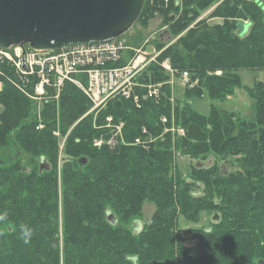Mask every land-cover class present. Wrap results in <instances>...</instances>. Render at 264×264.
<instances>
[{
	"label": "trees",
	"instance_id": "obj_1",
	"mask_svg": "<svg viewBox=\"0 0 264 264\" xmlns=\"http://www.w3.org/2000/svg\"><path fill=\"white\" fill-rule=\"evenodd\" d=\"M185 1V13L171 26L176 32L190 24L189 4L200 8L212 0H188L184 6ZM151 11L145 0L138 20L144 23ZM216 12L222 24L196 25L165 51L176 77L187 72L195 82L173 102L172 87L165 83L169 75L151 63L136 79L147 84L152 72L155 83L164 82L158 100L148 99L137 109L116 97L95 120L92 114L79 120L91 103L76 86L66 83L59 102L38 109L14 68L0 67L8 77L0 76V151L7 147L0 152V215H6L0 221V264H264V86L249 91L254 120L241 114L232 119V112L224 117L215 105L202 114L191 105L206 93L216 101L232 96L240 86L237 69L264 70V0H229ZM163 17L171 20L174 12ZM240 20L250 24L243 36L236 33ZM123 35L132 36L128 31ZM129 43L134 45V39ZM109 116L124 124L126 143L114 148L106 143ZM40 123L43 129H37ZM206 124L209 131L203 129ZM173 125L184 135L166 131ZM71 126L58 170L60 139L54 132L64 135ZM160 135L163 139L146 149L132 145L138 138ZM97 138L103 139L101 148L93 146ZM173 149H186L190 156L208 150L228 153L238 156V167L223 172L215 163L199 165L186 179L175 168ZM146 202L154 205L153 213L136 231L133 222L142 217ZM207 210L218 213L207 229L177 227L180 216L196 222L199 212ZM107 214L116 222H109ZM22 228L32 231L27 244ZM189 233H195L194 240L186 243Z\"/></svg>",
	"mask_w": 264,
	"mask_h": 264
},
{
	"label": "built area",
	"instance_id": "obj_2",
	"mask_svg": "<svg viewBox=\"0 0 264 264\" xmlns=\"http://www.w3.org/2000/svg\"><path fill=\"white\" fill-rule=\"evenodd\" d=\"M7 56L12 59L9 63L20 77L22 81L20 85L26 92L29 91L26 89L30 79H36L33 88L34 93L31 92L27 96L33 100L38 109L44 105L43 100L47 99L45 87H57L59 91L68 82L75 84L88 98L91 108L87 113H92L94 117L110 100L116 97L130 100L135 108L140 109L144 101L148 99L158 100L161 95V86L166 83L172 87L177 80L176 78H178V82L182 81L183 88H192L195 85L190 81L187 72H182L179 77H176V72L169 66L168 72L163 70L169 75L167 82L155 83L152 72L147 74V84L138 82L136 78L149 64L155 63L157 55L154 51H142L129 43L128 36L124 35L104 42L70 44L56 50H41L35 49L29 44H17L7 48ZM122 60L125 63L116 66ZM162 66L167 67L166 64ZM78 75L85 79L84 84L77 80L76 76ZM141 89L145 90L142 96L139 95ZM60 93L61 91L52 95V100L57 102ZM171 101L173 102L172 98ZM111 120L112 117L110 116L106 118L108 127ZM161 122L166 123L167 118L161 117ZM122 125L123 123H120L119 126L115 124L114 134L109 133L110 138L106 142L109 147L114 148L120 143L125 144ZM41 127L42 124L40 123L37 129ZM166 131L184 135L182 129H177L174 132L171 127ZM142 132L146 133V130L143 129ZM54 134L56 135L57 132ZM117 138H122L123 141L120 142ZM140 140L139 138L136 139V143L134 142L132 145L140 143ZM102 144V141H97L94 146L100 147ZM145 145H147L146 142Z\"/></svg>",
	"mask_w": 264,
	"mask_h": 264
},
{
	"label": "rangeland",
	"instance_id": "obj_3",
	"mask_svg": "<svg viewBox=\"0 0 264 264\" xmlns=\"http://www.w3.org/2000/svg\"><path fill=\"white\" fill-rule=\"evenodd\" d=\"M183 1L185 0H147V5L149 4V6L152 9L151 11L152 14L150 18H147L144 23H141V21H139L137 18V20L133 23V25L130 27L128 31L132 35L129 38L134 39V45L136 47L140 48L142 51H147V52L154 51L155 52V54L157 55L156 61H155L156 65L160 67V69L165 70L166 72H168V66L170 68L172 67H171L169 58L163 57L164 54L166 53L165 51L170 46L172 45L175 46L178 43V39L185 34V31L192 27H195L196 25L198 27L207 26L211 28L215 26L216 24H222L224 22V19L221 17H214V15L217 14L216 12L217 8L221 3L229 4V0H225V1L224 0H212L210 3H208V5H206L205 7H200V8L195 6L194 4H189L188 7L193 8V11L191 13L192 15L190 17V24L183 30L176 32L177 30L175 31L173 27L171 26L176 22V20L179 19L180 17L179 15L183 14L184 12L183 11ZM187 1L188 0L185 1L184 6H186ZM230 2L231 4H234L232 1ZM173 4H176V7L178 9H174L175 6L173 7ZM238 11H241V8H239ZM173 12H174L175 17L171 18V20L168 17L167 20H165L166 21L165 22L163 15L167 13H173ZM177 22L178 24L181 23V21L180 22L177 21ZM245 22H248V21L245 20ZM0 59H1L0 67H3V66H6L8 68L11 67L10 66L11 63L9 62L12 59L8 56L6 57L1 51H0ZM165 64L167 65V67L164 68L162 65H165ZM235 74L239 78L240 86L239 88L234 89L232 96L227 97L226 100L224 101L223 100L216 101V100L209 99L206 93L204 99L193 100L191 103L192 107L198 110L202 114H207L209 112L210 105H215L216 108L220 109L219 112L224 117L230 118L229 113L227 112H232L233 113L231 115L232 119L234 118L236 119V117L241 114V117L247 120L248 119L254 120L255 119L254 118L255 117V111H254L255 101L250 97L249 91H251V89H257L258 91L260 90L261 87L264 86V70L258 69V68H252V67L240 68V69L235 70ZM216 75H220V72H216ZM0 76H2L3 80H8V77H5L1 73H0ZM76 77L78 81H81V83L84 84L85 79L81 75H78ZM176 79L177 80L175 81V83L172 85V88H171L172 89V100L182 99V95H181L182 90H183L182 81H180L181 83L180 82L178 83L179 80L178 78ZM35 82H36V79L31 78L30 82L27 84L26 90H29L30 92L34 93L33 88H34ZM73 85L76 86L75 84ZM1 87H2V82L0 81V90L2 89ZM45 89L47 93V99H45V101L43 100V103L45 102L44 105L50 102H54L52 100L53 99L52 95L56 94L57 92L62 91V90L58 91L57 87L56 88L45 87ZM139 95L141 94L139 93ZM57 102H59V98ZM38 111L40 110L37 109V112ZM40 112L39 114H37L38 118L41 116ZM87 112L83 114V116L79 120H82L87 116L93 115L92 113L88 114ZM93 118L95 120V117ZM206 120L208 121V119ZM115 124H117L118 126L120 125V123H115L112 118L109 127L105 126L104 129L108 128L109 130H111L110 133L112 135L114 134L113 130H114ZM43 128H44V125H42L41 129ZM122 128H124V124L122 125ZM172 128L174 129V132H176V130L179 129L175 127L174 125L172 126ZM71 129H72V126L68 129L67 133L64 135L60 134L59 130H57V134L55 135L58 137V139H60L59 144H58V147H59V152H58L59 157L57 160L58 170L61 169L64 163L65 155L63 153L66 151L65 146H66L67 138H68V135ZM203 129H205V131H209L210 125L206 124L205 127H203ZM236 132H237V126L233 125L232 134ZM122 133H123V129H122ZM117 139H119L120 142L123 141L124 139V143H126L124 136H123V139L122 138H117ZM157 139H163L162 135L156 138L145 136L144 141H141L139 138L140 143L136 145H140V146H143V148H145L144 147L145 142L146 144H150L151 142H154ZM135 143H136V140H135ZM191 143H195V141L193 140L191 141ZM94 147L101 148L98 146H94ZM4 150H7V147L1 150L0 152H3ZM237 158L238 156L229 155L228 153L217 154V152H214L212 150H208L207 152L201 155H197V156L191 155L190 156L188 155L186 149H183V150L178 149V150H174L173 161L175 162L174 165H176L175 167L176 170H179L180 175L183 178L187 179L191 177V173H192L191 170L193 167H196L199 165L200 166L210 165L212 163H215L220 168V170L223 172L225 171L233 172L235 168L238 167L236 163ZM192 179H194V177H192ZM197 187H199L200 190L202 189L201 185H198ZM153 210H154V205L152 203L150 202L143 203L142 217H140V219L138 220L142 227H144L146 222L149 220L150 215H152L153 213ZM216 214H218L216 211H211V210L199 212V220H197L196 222L188 220L184 216H180L178 218L177 227L179 229H185V230H190V231H193L195 229H207L208 227L211 226L212 222L215 221L214 217ZM108 216L109 214H107V220H108ZM130 223L131 222H129V224ZM130 226L132 225L130 224ZM193 234L189 233V234L184 235V240L186 243L188 242V240L189 241L194 240L192 239Z\"/></svg>",
	"mask_w": 264,
	"mask_h": 264
},
{
	"label": "water",
	"instance_id": "obj_4",
	"mask_svg": "<svg viewBox=\"0 0 264 264\" xmlns=\"http://www.w3.org/2000/svg\"><path fill=\"white\" fill-rule=\"evenodd\" d=\"M145 0H0V45L29 44L56 50L75 43L104 42L120 37L137 20ZM237 35L250 24L240 20ZM86 163V158L79 160ZM108 221L115 223L114 215ZM141 229L138 220L133 222Z\"/></svg>",
	"mask_w": 264,
	"mask_h": 264
},
{
	"label": "clouds",
	"instance_id": "obj_5",
	"mask_svg": "<svg viewBox=\"0 0 264 264\" xmlns=\"http://www.w3.org/2000/svg\"><path fill=\"white\" fill-rule=\"evenodd\" d=\"M5 219H6V215H0V221H4ZM31 236H32L31 229L22 228V230H21V239H23L25 244L30 242Z\"/></svg>",
	"mask_w": 264,
	"mask_h": 264
},
{
	"label": "bare ground",
	"instance_id": "obj_6",
	"mask_svg": "<svg viewBox=\"0 0 264 264\" xmlns=\"http://www.w3.org/2000/svg\"><path fill=\"white\" fill-rule=\"evenodd\" d=\"M0 51L7 57V47H3V46H1L0 45ZM0 61H1V59H0ZM5 81V80H4ZM192 83H194L195 84V82H192ZM36 110V109H35ZM37 112V111H36ZM106 124H105V126H107L108 125V123L107 122H105ZM38 127H39V125H38ZM37 127V128H38ZM108 127V126H107ZM41 129V128H40ZM55 132H57V131H55ZM54 132V133H55ZM55 135V134H54ZM110 138V137H109ZM108 138V139H109ZM97 141H102L103 142V139L102 138H97V139H94V141H93V145H94V143L95 142H97ZM62 145H63V143H62ZM60 146H61V144H60Z\"/></svg>",
	"mask_w": 264,
	"mask_h": 264
},
{
	"label": "flooded vegetation",
	"instance_id": "obj_7",
	"mask_svg": "<svg viewBox=\"0 0 264 264\" xmlns=\"http://www.w3.org/2000/svg\"><path fill=\"white\" fill-rule=\"evenodd\" d=\"M250 27V26H249Z\"/></svg>",
	"mask_w": 264,
	"mask_h": 264
}]
</instances>
